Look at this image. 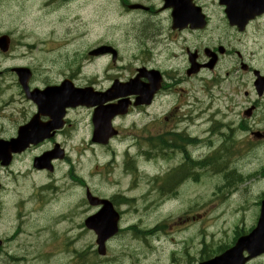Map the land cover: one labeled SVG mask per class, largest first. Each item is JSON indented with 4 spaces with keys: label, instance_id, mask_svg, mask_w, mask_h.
Masks as SVG:
<instances>
[{
    "label": "rangeland",
    "instance_id": "1",
    "mask_svg": "<svg viewBox=\"0 0 264 264\" xmlns=\"http://www.w3.org/2000/svg\"><path fill=\"white\" fill-rule=\"evenodd\" d=\"M105 1L70 0L68 13H64L58 12L53 7L51 0H0V34H9L14 41L8 57H2L0 54V63L11 64L12 66H26L28 68L31 64H37L38 72H43L42 75L38 76V79L43 81L48 76L46 70L54 66L62 57L64 58L63 63H66L67 59L70 58V62L74 65L79 64L82 60H87L82 55L83 48L88 50L94 48L99 43H111L114 42L115 38H117L115 41L121 46V41L127 37V34H130V37H134L133 33L142 31H146L147 36L155 38V42L163 35V22H156V27L152 28L151 25V28H149V25L146 24V18L141 15L134 18L125 14L121 16L119 21L111 23L108 20ZM62 16L77 19L76 25L79 28L75 30L74 25L71 26L69 24L71 21L59 23L58 19ZM15 22L21 23L24 30L35 29L31 37L27 36V32L15 28ZM66 26L72 27L68 35L69 46L41 60L34 50L29 51L28 47H35L36 45L48 46L46 38L48 37L49 30L55 33L64 30ZM104 28L110 30L109 33L106 32L105 36L102 34ZM83 29L87 30V35L81 39ZM19 41L20 47H18ZM155 42L148 41L147 43L153 44ZM64 43H66V40L62 36L58 39L57 44L62 45ZM24 46L28 47L23 50L25 54H22L20 51ZM37 52H42V50L38 48ZM78 58L80 61H77ZM92 67H95V64ZM56 68L58 70L60 67L57 65ZM99 68H101V65ZM87 70L90 71L91 67L87 66ZM246 79L249 81V76ZM244 90L248 91V86ZM244 90L242 89L241 93H239V97L244 100L246 106L257 101V104H262L259 113L264 112V99L259 101L253 96L244 99ZM208 107H205L204 98L199 95L198 112H202L205 118L208 119L207 125H211L212 115L218 113L216 117L217 121L231 124V129L221 131L231 133L235 140L241 141L237 145L241 151H236L230 158L233 165H236L242 174L255 172L259 167L258 165L264 162V142L259 140L260 143L255 145L248 134H243L238 129L237 123L240 118V107L234 106V108H230L227 106L225 99L214 101L209 111H207ZM260 117L261 114H258L254 123ZM201 123L200 126L206 125ZM261 130H264V122ZM219 138V135H214L216 145ZM83 140H85V135L71 136V145H74V147L71 148L72 153L69 154L71 158H77L73 161L75 162L73 174L77 177H85L82 187L78 181H69L73 180L70 178V173L67 175L69 182L65 181L67 180L64 176L65 167L59 164L56 166L53 175L55 182L52 185L55 186V189L52 192L49 191L44 194V205L42 207L38 205L37 198L34 195L33 202L30 198L21 201V210V207L16 205L17 201L24 195V192L29 190L28 185L32 190L33 184H37L39 179L36 178L34 182L29 179H16L18 180L16 187L12 184L10 177L4 180V191L1 193V196H3L5 204L3 212L0 211V236L5 238L16 217H21L18 220L19 230L15 228L9 234L8 242L0 250L3 253V255L0 254L1 259L11 257L19 250V244L15 241L18 234L20 244L34 245L31 238L37 232H40L41 239L36 241V244H45L40 251L44 252L47 250L49 254L53 253V255L46 259L39 258L36 262L28 264H77L78 262L85 264H184L185 260L180 258L185 256V252L194 255V259H198V251L202 254L203 249H206L207 254L202 255L210 257L215 255L219 248L229 246L233 239L231 236L234 235L233 229L235 228V224L241 223L238 222L241 219L239 210H241L243 203L249 199V204L253 205L256 202L252 201L254 196L259 197L264 192V180H262L259 183L256 181L251 185L246 184L245 186H241L233 193H228L227 191L219 193L217 189L222 183V175L215 174L211 178L207 175L204 181L199 184L198 198H183L185 188L181 185L182 183L180 185H170L168 187L169 190L177 189V191L176 194H167V196L175 201L161 205L151 215L148 212L146 213V217L141 216L139 224L137 220L140 218V215H137L132 209L140 207L139 201L143 199L145 193L147 196L149 187L146 186V189H142L138 188L136 184L134 192L129 195L135 198L132 202V207L126 206L123 208L125 215L122 218L121 231L108 243L107 256L99 258L95 251V237L83 225L85 218L95 212L86 203L84 186L93 195L104 197H111L118 190H125L128 186L117 187L106 182L108 178L112 179L111 176H115L111 171L110 163L113 160L121 162L122 158L117 159L114 157L112 161L108 162L113 154H107L102 150L92 152V158L87 154L90 152L88 149H85L86 153L79 154V145L83 143ZM241 145L242 148L240 147ZM123 148L124 146L119 151ZM43 150H45V147L35 150L29 157L39 154ZM242 150L244 151L243 153ZM143 169L150 175L156 172L150 166H144ZM86 173L92 177L90 179L87 178ZM195 181V179H192L189 181V184H193ZM169 184L170 181L166 186ZM211 184L214 185L213 193L210 190ZM48 185L49 183H47ZM32 204L38 206L33 207ZM177 209L182 210L178 215ZM163 212H174L173 219L172 217L171 219L169 218L164 226L155 225L160 221L156 220L157 215ZM254 212V208L246 206V215H243L244 224L247 225V228L244 230L245 232L250 228L249 224L255 220ZM63 213H66L65 216L68 223L65 221L48 223L46 220L47 217L53 214H56L54 218L57 220ZM186 213L188 220L184 226L171 225L175 221L181 224L186 220ZM44 214H46V217H44ZM35 216L36 219L34 220ZM33 223H40V225H35L37 227L34 230H29ZM44 223L46 228L44 226L41 227ZM135 224H139L138 226H134L137 230L155 231L154 235L146 236V240L142 236L135 235L129 230ZM168 225H170L169 228H167ZM228 242L229 244H227ZM79 252L82 254H79ZM9 258H6L4 262L9 261Z\"/></svg>",
    "mask_w": 264,
    "mask_h": 264
},
{
    "label": "flooded vegetation",
    "instance_id": "2",
    "mask_svg": "<svg viewBox=\"0 0 264 264\" xmlns=\"http://www.w3.org/2000/svg\"><path fill=\"white\" fill-rule=\"evenodd\" d=\"M194 5L201 7L203 13L209 18L207 30L205 33L196 32V30H191L187 32L185 36V42L189 44H193L192 48H184L182 52L180 49L176 50V48L167 49L170 45L183 37V31L176 32L172 29L170 23V10H164L162 3L155 6L152 4L150 0H111L114 5V17H118V14L121 12L122 15H130L136 18L140 16V14L144 11L143 9L131 10L129 9V4H137L146 8V14L141 15L146 18V24L149 25V28L156 27V22H163L162 30L164 40L159 43L158 48L164 49L163 52H171V57L167 54L165 55L166 61L174 64L173 67H168L166 63H161V65L155 59L156 49H148L144 47L142 39L146 42L153 41L155 42V38L146 35V31L135 33L136 36L134 38L138 39V42L134 45H125V46H117L114 44H110V46L115 49V57L112 58L110 54H104L96 59L94 62L95 67L92 65H87V60H82L79 64L74 65L70 62V58L67 59L66 63H63V57L60 58L57 63L52 66L47 71V78L43 81L38 79V76L42 75V73L38 72V65L31 64L29 65L31 69V76L28 81V87L30 90L35 89V87L39 89H43L48 86L59 85L63 81H70L77 88H86L92 87L98 93L106 92L110 86L117 81H126L130 79L139 68H145L147 71L149 70H158L161 73V82H160V92L159 95L161 97L167 96L170 92H175L178 90V86L181 83L180 78L186 77V61L189 63V58L184 57L187 56L188 50L194 52L192 56H194L195 65L200 68L198 71L190 76L196 78L206 72H210L212 75H216L225 79L226 81L231 80L233 86H237L238 83L242 80L241 76L238 73H242V75L249 74L253 75L256 70L250 65H245V63L241 62L255 60L258 62V65H264V33L258 29L256 26V22L251 18L239 17L242 14L240 7L237 5L236 10L231 12V19H228L225 9L219 8L215 6L211 1H203V0H193ZM208 2V3H207ZM112 11V10H111ZM223 17L222 21H215L212 19L213 17ZM83 34L85 31L83 30ZM239 45L241 47V51L238 55L233 56V60L240 63L238 68H225L224 61L226 60V52L232 50L235 46ZM9 52L2 57H8ZM58 49L54 48H45L39 54L40 60L43 58H48L55 54ZM173 51H175L182 59H177L173 56ZM83 55V54H82ZM85 59L87 57L83 55ZM186 59V61H185ZM77 61H80L78 58ZM61 63V65H59ZM60 67L58 70H56ZM101 65V68L99 66ZM12 66V65H9ZM87 66L91 67V70H87ZM162 66V67H161ZM259 70V69H258ZM260 71V70H259ZM10 74V80L5 78L6 74ZM261 74H263L260 71ZM231 74H233L231 76ZM8 81H11V86H7ZM146 83V80H142ZM42 82V83H41ZM17 79L13 73H11L10 69H5L3 72H0V106L2 109L9 108V111H13L15 114H11L10 116V127L13 130L14 134L9 137L3 136L6 132L4 127L0 126V138L2 139H10L12 138L16 132L29 125L33 118L36 115H39L36 118V126L39 129H45L52 122V119L43 115L39 112V104L44 102V110L47 108L50 110L54 107H57L63 112V116L61 118V127L53 131L54 137L51 140L45 141L37 146L30 147L29 150L25 151L20 155H15L12 158V162H8L4 168L0 163V175L3 174V177L8 175L13 180L16 178L19 179H29L31 181H35L36 178L43 179L44 177H53L55 163L61 162L62 160H54L50 162V165L53 166L51 171L46 169H38L34 167L33 158H30L28 161L24 162L21 160L20 162H16L19 160L20 156H25L28 152L40 148L41 146L48 144L49 147L46 150H50L56 143H62L57 141L59 135L67 136V135H75L79 133H87L91 134L93 131V125L91 121V117L94 109L87 106H77V107H66L63 108L61 103L57 105L52 104V101H46L41 96L38 100V103L34 102L32 99H28L22 90V88L18 86ZM10 93V94H8ZM100 102L99 107L101 109H117L118 98L112 96H103L100 94L99 96ZM127 101L133 102L135 97L133 95H129L125 98ZM113 106V107H112ZM135 107L130 105L128 107V111H135ZM118 117H111L110 121L107 123L110 125H116ZM89 146H93L89 143ZM65 162H69L68 159ZM113 171H115L116 175V185L117 187L128 186L126 190H118L117 193L112 195L111 197L99 196L101 198H109L116 209L120 211L122 215H125L124 207L128 205V201L121 198L126 197L132 193L135 187V176L130 172L129 168L125 164L116 165L113 167ZM2 178H0L1 189H0V211L2 212L4 207V200L1 193L4 191V184L2 182ZM180 185L181 180L179 178H175L170 181V184L166 186L165 192L166 194H176V190H169L168 187L170 185ZM182 185V184H181ZM121 196V197H120ZM146 212V210H145ZM48 223H51L48 221ZM46 228L45 223L41 225V227ZM49 227V225H48ZM50 228V227H49ZM0 239L2 240L1 236ZM41 239L40 232H37L36 235L32 236L31 240L34 244L36 241ZM0 240V241H1ZM7 240L3 239L0 243V250L5 247ZM0 254L3 253L0 251ZM1 260V258H0ZM261 264H264V260H262Z\"/></svg>",
    "mask_w": 264,
    "mask_h": 264
},
{
    "label": "water",
    "instance_id": "3",
    "mask_svg": "<svg viewBox=\"0 0 264 264\" xmlns=\"http://www.w3.org/2000/svg\"><path fill=\"white\" fill-rule=\"evenodd\" d=\"M7 46V39L5 37L0 38V49L4 52L6 50ZM17 74L19 76L20 82L23 86H25V75H27L26 69H17ZM111 134L110 136H112ZM19 150H15V146L11 145L6 148V151L3 149L2 157H8L10 152H15ZM45 160H49L48 158H44ZM87 201L89 205L91 206H97L102 205V208L97 212L95 215L88 217L84 224L85 227L88 230L94 231V233L97 236V239L95 241L97 246V254L100 256H104L106 253V247L105 243L108 239H110L115 233L117 232V215L112 209L111 204L106 200H100L96 197H93L89 192L86 195ZM263 218H264V212H263ZM264 223V221H263ZM264 233V225L261 223V218L259 222L257 223L256 228L251 233V236H253L255 233ZM247 238H242L239 240L238 246L242 247V249L247 246L248 242H246ZM248 241V240H247ZM241 249V250H242ZM253 249V248H252ZM252 249H247L250 253ZM220 261H224L226 264H230L233 261L229 260V252L226 253V255L222 256L221 258H218ZM235 263V262H234ZM211 264V263H206Z\"/></svg>",
    "mask_w": 264,
    "mask_h": 264
},
{
    "label": "trees",
    "instance_id": "4",
    "mask_svg": "<svg viewBox=\"0 0 264 264\" xmlns=\"http://www.w3.org/2000/svg\"><path fill=\"white\" fill-rule=\"evenodd\" d=\"M205 165V164H204ZM204 165H202V163L199 164V177L204 175L203 169H204ZM206 166V165H205ZM215 169L217 171H223V169H226L227 166H222V165H214ZM230 171H225V185L222 186L221 189H226V191L229 193L231 188H234V185L239 184V181L241 180V175L242 173L239 171V169L235 166L230 165L229 166ZM232 190V189H231ZM242 226L239 223L235 224V228H234V234H240V232H242Z\"/></svg>",
    "mask_w": 264,
    "mask_h": 264
},
{
    "label": "bare ground",
    "instance_id": "5",
    "mask_svg": "<svg viewBox=\"0 0 264 264\" xmlns=\"http://www.w3.org/2000/svg\"><path fill=\"white\" fill-rule=\"evenodd\" d=\"M66 213H63L61 216L58 217V219L56 220L54 217L56 216V214H53L49 217L46 218L47 221H50V222H55V223H58L60 221H65L66 223H68L66 221V216H65ZM44 217H46V214H44ZM36 219V216L34 217V220ZM35 225H40V223H37V224H32V226H30V229L29 230H34L37 226Z\"/></svg>",
    "mask_w": 264,
    "mask_h": 264
}]
</instances>
